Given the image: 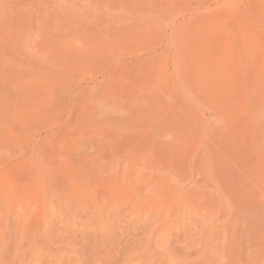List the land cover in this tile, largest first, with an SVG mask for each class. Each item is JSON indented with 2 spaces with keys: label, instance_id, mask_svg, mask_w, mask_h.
<instances>
[{
  "label": "rangeland",
  "instance_id": "374dc122",
  "mask_svg": "<svg viewBox=\"0 0 264 264\" xmlns=\"http://www.w3.org/2000/svg\"><path fill=\"white\" fill-rule=\"evenodd\" d=\"M0 264H264V0H0Z\"/></svg>",
  "mask_w": 264,
  "mask_h": 264
}]
</instances>
